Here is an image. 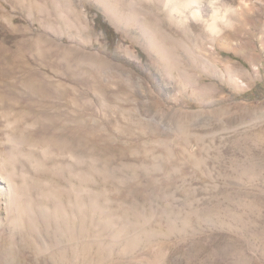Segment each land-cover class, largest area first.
I'll use <instances>...</instances> for the list:
<instances>
[{"label": "rangeland", "instance_id": "rangeland-1", "mask_svg": "<svg viewBox=\"0 0 264 264\" xmlns=\"http://www.w3.org/2000/svg\"><path fill=\"white\" fill-rule=\"evenodd\" d=\"M112 1L127 23L96 0H0V142L44 184V251L22 226L0 264H264V0H203L214 30L140 0L185 63L212 61L202 92L151 67L133 0Z\"/></svg>", "mask_w": 264, "mask_h": 264}, {"label": "bare ground", "instance_id": "bare-ground-1", "mask_svg": "<svg viewBox=\"0 0 264 264\" xmlns=\"http://www.w3.org/2000/svg\"><path fill=\"white\" fill-rule=\"evenodd\" d=\"M96 1L113 22L118 24L128 22L127 16L116 9L112 0ZM152 1L167 8L170 18L175 20L183 29L188 28L190 20L202 22L209 29H216L215 24L206 23L204 18L207 11H213L214 1L207 3L203 0ZM129 3L130 7L132 5L135 8L134 17H132L139 30L141 42L148 52L147 58L150 65L152 64L151 67H156L158 63V69L164 74L177 72L187 83L191 80L192 82L187 84L192 89L191 91L202 92L206 90L207 87L199 82L202 75L196 74L195 70L198 65H201L205 69L215 71L212 61L196 53L195 56L193 55L195 60L185 63L179 56L178 50L185 53L187 57L192 51L183 43L182 38L175 31L163 29L160 19L154 18L155 22H153L152 14L138 8L141 5L140 0H133ZM149 54L155 56L154 62L151 60L153 56ZM7 141L8 143L4 147L3 142H0V235L6 233L12 241L22 232V226L30 229L35 228L40 238L39 250L43 252L44 242L40 232L44 227V184L43 181L39 182L40 180L33 179L34 176L32 178L26 170L23 162L27 159L23 161L19 143L11 138L10 134L7 135ZM2 209H4L3 216H1Z\"/></svg>", "mask_w": 264, "mask_h": 264}]
</instances>
